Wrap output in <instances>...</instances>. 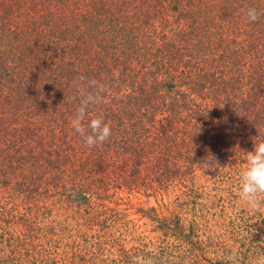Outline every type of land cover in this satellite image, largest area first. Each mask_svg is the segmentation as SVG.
Instances as JSON below:
<instances>
[{"label": "trees", "instance_id": "trees-1", "mask_svg": "<svg viewBox=\"0 0 264 264\" xmlns=\"http://www.w3.org/2000/svg\"><path fill=\"white\" fill-rule=\"evenodd\" d=\"M82 102L104 143L73 130ZM261 141L264 0H0V178L85 201L240 174Z\"/></svg>", "mask_w": 264, "mask_h": 264}, {"label": "rangeland", "instance_id": "rangeland-1", "mask_svg": "<svg viewBox=\"0 0 264 264\" xmlns=\"http://www.w3.org/2000/svg\"><path fill=\"white\" fill-rule=\"evenodd\" d=\"M20 177L0 178V264H264V203L251 210L228 168L211 176L199 166L182 185L110 186L85 201L73 185L62 197Z\"/></svg>", "mask_w": 264, "mask_h": 264}, {"label": "clouds", "instance_id": "clouds-1", "mask_svg": "<svg viewBox=\"0 0 264 264\" xmlns=\"http://www.w3.org/2000/svg\"><path fill=\"white\" fill-rule=\"evenodd\" d=\"M246 15L250 22H255L262 13L258 12L255 7H249ZM81 79L84 78L81 77ZM92 82L96 81H89V83ZM87 109L88 105L82 102L81 106L76 109L71 125L73 130L83 138L84 143L93 147L104 143L110 137L111 129L104 122L102 116L86 120ZM209 156L212 155L209 154L203 159L206 165H211ZM261 194H264V141L253 144V149L247 151L246 164L240 173L239 180L240 198L247 203L251 210L259 211L261 209L262 203H264L260 199ZM230 259L231 264H237L234 256ZM133 264H154V260L152 257L138 256L133 258Z\"/></svg>", "mask_w": 264, "mask_h": 264}]
</instances>
